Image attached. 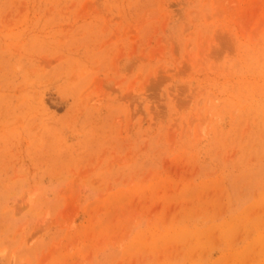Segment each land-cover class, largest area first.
Instances as JSON below:
<instances>
[{"label":"rangeland","instance_id":"374dc122","mask_svg":"<svg viewBox=\"0 0 264 264\" xmlns=\"http://www.w3.org/2000/svg\"><path fill=\"white\" fill-rule=\"evenodd\" d=\"M0 264H264V0H0Z\"/></svg>","mask_w":264,"mask_h":264}]
</instances>
